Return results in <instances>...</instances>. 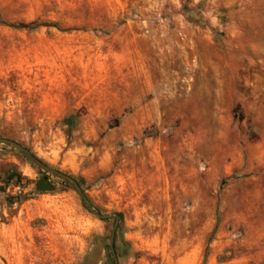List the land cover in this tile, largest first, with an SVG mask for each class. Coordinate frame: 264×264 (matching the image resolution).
<instances>
[{
  "label": "rangeland",
  "instance_id": "obj_1",
  "mask_svg": "<svg viewBox=\"0 0 264 264\" xmlns=\"http://www.w3.org/2000/svg\"><path fill=\"white\" fill-rule=\"evenodd\" d=\"M0 137L116 264H264V0H0ZM113 220L0 143V264H113Z\"/></svg>",
  "mask_w": 264,
  "mask_h": 264
},
{
  "label": "water",
  "instance_id": "obj_2",
  "mask_svg": "<svg viewBox=\"0 0 264 264\" xmlns=\"http://www.w3.org/2000/svg\"><path fill=\"white\" fill-rule=\"evenodd\" d=\"M0 143L6 144L7 146H10L14 150H16L23 158H25L28 162H30L32 165H34L38 169H40V170H42L48 174H51L57 178H60L64 181H66L67 183H69L70 186L74 189L78 199L83 204L85 209L88 210L90 213H92L95 217H97L101 220H107L111 216L114 218L112 227L110 229L108 246H109L110 254L113 258V264H116V258H115V254H114L113 247H112L114 229H115L116 224H117L116 213L105 214V213H100V212L94 210L92 208V206L90 205V203L88 202V200L83 195V192L78 187L76 181L72 177H70V176H68V175H66V174H64L58 170L50 168L49 166H47L46 164L41 162L39 159H37L35 156H33L28 150H26L23 146H21L17 142L10 140V139H7V138L0 137ZM50 188H51V185L46 181L44 176L40 177L37 180V183H36V190L37 191H47V190H50Z\"/></svg>",
  "mask_w": 264,
  "mask_h": 264
},
{
  "label": "trees",
  "instance_id": "obj_3",
  "mask_svg": "<svg viewBox=\"0 0 264 264\" xmlns=\"http://www.w3.org/2000/svg\"><path fill=\"white\" fill-rule=\"evenodd\" d=\"M17 174L13 171H9L5 174L2 182H1V190L5 191V188L10 185L12 180L16 179ZM6 199L9 204L18 203L19 202V195L14 194H6ZM117 217H120L119 213H116ZM116 228V227H115ZM115 230V229H114Z\"/></svg>",
  "mask_w": 264,
  "mask_h": 264
},
{
  "label": "crops",
  "instance_id": "obj_4",
  "mask_svg": "<svg viewBox=\"0 0 264 264\" xmlns=\"http://www.w3.org/2000/svg\"><path fill=\"white\" fill-rule=\"evenodd\" d=\"M5 191H6L8 194H10V195H14L15 192L18 191V190H17V187H13V186L8 185V186L5 188ZM13 205H15V204L13 203Z\"/></svg>",
  "mask_w": 264,
  "mask_h": 264
}]
</instances>
